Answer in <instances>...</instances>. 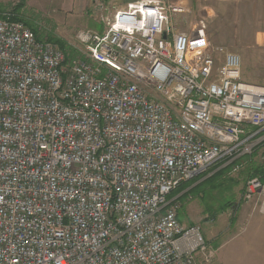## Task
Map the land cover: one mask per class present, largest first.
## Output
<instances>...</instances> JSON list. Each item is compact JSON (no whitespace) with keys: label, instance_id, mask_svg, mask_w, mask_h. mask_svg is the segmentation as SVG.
Instances as JSON below:
<instances>
[{"label":"built area","instance_id":"obj_1","mask_svg":"<svg viewBox=\"0 0 264 264\" xmlns=\"http://www.w3.org/2000/svg\"><path fill=\"white\" fill-rule=\"evenodd\" d=\"M184 11L128 3L77 35L71 62L0 17V264H213L168 196L252 155L264 87L241 80L237 53L171 25ZM259 196L263 209L248 178L242 200Z\"/></svg>","mask_w":264,"mask_h":264},{"label":"rangeland","instance_id":"obj_2","mask_svg":"<svg viewBox=\"0 0 264 264\" xmlns=\"http://www.w3.org/2000/svg\"><path fill=\"white\" fill-rule=\"evenodd\" d=\"M176 1L184 3L185 11L180 17H171V25L179 31L203 34L211 45H221L237 53L241 80L264 87V0ZM115 2L123 7L126 5L122 0H87L84 7L82 0L67 3L64 0H0V10L10 12L16 5H22L19 16L37 30L41 41L58 38L77 53L68 59L71 62L82 58L77 35L98 31L101 16L111 15L108 9ZM65 57L69 56L65 54ZM258 150L253 151L257 156ZM232 172L234 181L206 183L180 198L177 219L184 224L192 221L200 226L207 241L211 242L213 264H264V214L254 211L247 221L236 226L235 231L229 226L238 205L237 202L232 204L231 197L243 185L240 181L243 172L235 167ZM195 178L176 189L184 191Z\"/></svg>","mask_w":264,"mask_h":264},{"label":"crops","instance_id":"obj_3","mask_svg":"<svg viewBox=\"0 0 264 264\" xmlns=\"http://www.w3.org/2000/svg\"><path fill=\"white\" fill-rule=\"evenodd\" d=\"M64 1H65V3L70 2V0H64ZM84 1L86 2L87 0H82L83 7H84V5H86V4H84ZM133 1H131V2H133ZM71 2H72V0H71ZM131 2L129 0H122L121 3H125L127 5L128 3H131ZM108 3H110V2H108ZM125 6L123 7L119 3L115 2L113 5L110 6L111 8L108 9V12L111 11V13L109 12V14H113L116 10L123 9V8H125ZM248 131L258 132V134L255 136L256 138H261L264 135V130H257L256 128H248ZM256 148H259V150H258L259 156L255 155L254 153L252 155H249V156L248 155L247 156H241V157H238L236 159L237 161L232 165L226 161H222L220 163H217V164L213 165L211 168H209L206 172L197 176L195 178V182L193 181V183L189 187H187L184 191H181L179 194H177L176 196H174L170 200H176L178 203H180V198H182L183 196L188 194V192L190 193L192 191L198 190L202 185H204L206 183H213L216 180L217 181H222V180L234 181L235 174H232L233 173L232 168L235 167V168H237V171L243 172V177L240 179V181H242L243 185H241L242 188H239L237 190L235 196L231 197V200H233L232 204L237 202L238 205H237V208L235 209L234 215L231 218V222L229 225L230 228L234 229V231H235L236 226L238 224H241L243 221L245 222V220L247 221L249 219L250 215L254 211H258L260 214H264V212H262V211H264V208L262 209V211H260L261 210L260 203L262 204V200H263L262 196H259V198L255 197L250 202H244L241 199L242 193L244 191L245 181L249 178V176L251 174H253L255 172V167L262 166V164H263L262 163V156L264 155V140H260L259 143L257 144ZM254 151H255V149H254ZM189 182H192V180ZM235 206L236 205H234V207ZM232 207H230V208H232ZM180 223L184 224L181 221H180ZM192 224H197V223H194L192 221H187L186 224H184V225H192ZM202 233L204 235V232H202ZM206 241H207V239H206ZM207 243L209 244V247H210L211 242L207 241Z\"/></svg>","mask_w":264,"mask_h":264},{"label":"trees","instance_id":"obj_4","mask_svg":"<svg viewBox=\"0 0 264 264\" xmlns=\"http://www.w3.org/2000/svg\"><path fill=\"white\" fill-rule=\"evenodd\" d=\"M22 5H20V6H15L10 12H4V11H2V10H0V17L5 13H8L9 15H10V19L11 20H14V21H22L31 31H32V34H33V36L35 37V39L36 40H39V41H41V39L38 37V32H37V30L33 27V26H30L29 25V23H27L25 20H24V18H21L20 16H19V8L21 7ZM98 29V31L99 32H101L102 31V27L100 26L99 28H97ZM53 38V37H52ZM52 38H49V39H47V41L48 42H52V43H55L65 54H67V56H69V57H67L68 59H70V57H73V55H76L77 53H74V51H73V49H71L70 47H68V46H66L60 39H58V38H54V39H52ZM237 160H234L232 163H231V165L232 164H234L235 162H236ZM251 177H259V178H261V180H262V182H264V171H263V169H262V166H258V167H255V172L253 173V174H251L250 176H249V178H251ZM191 181V180H190ZM187 182H189V181H187ZM187 182H184V183H182L180 186H182V185H184V184H186ZM179 186V187H180ZM178 187V188H179ZM177 188V189H178ZM176 189V190H177ZM176 190H174V191H176ZM179 190V189H178ZM176 191V192H172L169 196H168V199H171V198H173L174 196H176L178 193H180L181 191Z\"/></svg>","mask_w":264,"mask_h":264},{"label":"water","instance_id":"obj_5","mask_svg":"<svg viewBox=\"0 0 264 264\" xmlns=\"http://www.w3.org/2000/svg\"><path fill=\"white\" fill-rule=\"evenodd\" d=\"M163 37H165V35H163Z\"/></svg>","mask_w":264,"mask_h":264}]
</instances>
